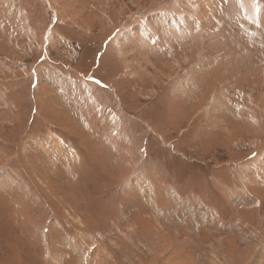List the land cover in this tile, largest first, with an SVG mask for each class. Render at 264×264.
I'll use <instances>...</instances> for the list:
<instances>
[{"label":"rangeland","instance_id":"374dc122","mask_svg":"<svg viewBox=\"0 0 264 264\" xmlns=\"http://www.w3.org/2000/svg\"><path fill=\"white\" fill-rule=\"evenodd\" d=\"M0 264H264V0H0Z\"/></svg>","mask_w":264,"mask_h":264},{"label":"bare ground","instance_id":"6f19581e","mask_svg":"<svg viewBox=\"0 0 264 264\" xmlns=\"http://www.w3.org/2000/svg\"><path fill=\"white\" fill-rule=\"evenodd\" d=\"M105 255V254H104ZM107 256V255H106Z\"/></svg>","mask_w":264,"mask_h":264}]
</instances>
